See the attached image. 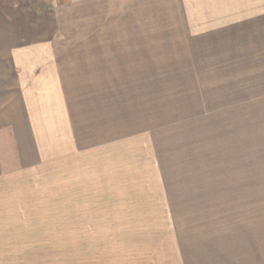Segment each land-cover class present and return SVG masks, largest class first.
Here are the masks:
<instances>
[{
  "label": "rangeland",
  "instance_id": "rangeland-1",
  "mask_svg": "<svg viewBox=\"0 0 264 264\" xmlns=\"http://www.w3.org/2000/svg\"><path fill=\"white\" fill-rule=\"evenodd\" d=\"M246 3L204 0L191 18L143 25L64 12V63L27 66L43 94L28 114L38 137L2 146L0 264H133L131 235L153 226L119 225L106 204L264 190V0L234 10ZM108 25L111 49L88 56Z\"/></svg>",
  "mask_w": 264,
  "mask_h": 264
},
{
  "label": "crops",
  "instance_id": "crops-1",
  "mask_svg": "<svg viewBox=\"0 0 264 264\" xmlns=\"http://www.w3.org/2000/svg\"><path fill=\"white\" fill-rule=\"evenodd\" d=\"M246 1V8L234 7V10L252 13L257 10L253 6L261 3V0ZM203 4L204 0H0V163L2 146L14 149L23 139L31 143L38 137L34 131L37 127H32L29 122L32 116L28 114L33 111L32 96L43 94L40 85L32 82L27 66L64 63L67 44L62 16L65 11L72 9L76 17L89 25L92 17L103 16L111 23L108 19L118 14L135 17L137 24L143 25L146 15H151L154 21L164 18L169 21L168 18L177 16L191 18L193 7L203 11L199 8ZM109 27L98 28L99 32L94 30L95 34L104 33V40H89L88 56L93 54L95 46L105 52L107 47L111 49L113 36ZM88 31L90 34L92 28ZM85 32L82 30V34ZM76 43L73 40L69 44L73 48ZM105 58L111 59L106 55ZM34 119V125L40 121ZM191 188V192L204 195L197 200L104 206L114 211L110 213L117 216L119 225L124 226L130 217H136L135 220L145 219L144 225L153 226L154 232L131 235L132 240L140 242L135 251L139 258L133 264H264V190L253 184H202Z\"/></svg>",
  "mask_w": 264,
  "mask_h": 264
}]
</instances>
